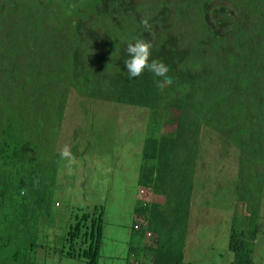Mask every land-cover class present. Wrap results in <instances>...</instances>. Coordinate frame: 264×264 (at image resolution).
I'll use <instances>...</instances> for the list:
<instances>
[{"label": "rangeland", "instance_id": "obj_1", "mask_svg": "<svg viewBox=\"0 0 264 264\" xmlns=\"http://www.w3.org/2000/svg\"><path fill=\"white\" fill-rule=\"evenodd\" d=\"M143 1L146 10L138 9L133 16L138 17L136 20H126L128 16L126 10H117L110 0H102L104 7L97 11L101 15L100 34L105 37L104 31L111 33L124 22L135 24L139 18L144 17L150 18L151 30L154 31L157 23L161 21L162 13L159 12L158 7H155L156 0ZM216 5L219 10L225 12V17L233 19L230 26L225 25L223 28L213 21V25L220 26L218 33H228L234 36L235 40L248 42V34L244 39L238 36L243 31L247 33L251 24L257 23L259 17L246 11V1L238 0L234 3L231 0H218ZM178 7L179 2L172 5L171 9ZM81 11L82 9L75 2L66 9L65 15L72 13L79 18ZM200 14L204 16L203 13ZM236 14L237 16H233ZM2 16L7 19L12 16V12L5 9ZM205 17L213 20L211 12ZM16 20L18 26L26 27L23 17H16ZM173 30L176 33V30ZM130 33L134 37L118 43L117 46H127L134 42L140 34H143V29L134 27ZM65 35L66 33L62 34ZM151 42L155 47L157 41L151 39ZM212 51L213 55L218 53L217 48H212ZM200 53L201 59L204 60L207 50L200 48ZM17 54V62L22 65L35 54L34 47L24 44V50ZM53 57V61L58 65L52 68L57 67L61 71L57 76L58 83L65 85H49V89L53 91L40 93L33 91L34 87L29 82L25 83V77L21 76L19 67V72L14 74L10 70L0 69V89H2L0 96L8 101L5 104L0 103V119L7 121L21 111L28 121L25 125L27 136L33 138L51 136L59 151L68 145L76 158V163L68 166V162L62 160L61 156L53 157L55 152L53 146L47 150L43 146L37 149L40 156L46 153L42 157L44 163L52 162L53 157L54 166H50L48 172L41 175V187L38 190L32 188L33 192L40 191L46 196L47 204L43 213L48 215L47 220L46 218L41 220L40 232L32 239L34 249L31 251L34 263L90 264L65 255L64 251L70 249V245L65 244V237L77 212H89L94 207L103 205L104 239L97 264H127L130 260L131 247L139 244L138 240L132 237V226L139 193V167L147 139L146 123L144 125L141 122V115L134 109L135 107L94 101L87 96L81 97L74 89V81L71 82L68 78L76 73H70L65 68L62 70L57 54L53 53ZM211 59L213 62V56ZM197 62L199 63L198 60ZM51 63L46 59L44 67L51 68L49 66ZM189 65L196 70L193 63L187 62L186 66ZM27 68L28 64H25L26 72H28ZM124 70L127 71L126 68ZM51 71L56 72V70ZM9 79L15 84L23 85L24 90L20 87L14 90ZM180 91L190 93V90L183 88ZM79 97L84 99L80 100ZM60 101L64 102L63 120L59 118L57 112ZM86 101L89 104L86 105ZM112 108L118 109L111 112ZM94 114L117 115V126L107 132L99 148L84 155L83 150L92 142L86 129L94 125L95 121L91 117ZM132 118L137 121L129 122ZM18 122L22 126V120ZM199 140L200 158L197 168L201 173L196 175L195 181L201 187L200 200L197 203L194 201L192 208H189L187 242L183 250L184 264H231L229 239L235 214L242 217L247 213V206L250 204L256 208L259 223L264 229V154L260 159L256 155L257 149L252 148L250 159L244 162L243 156L248 154L243 155L231 136L212 127L200 130ZM36 144L40 146L35 139L30 141L31 152L35 150ZM74 146L78 148L73 149ZM78 151L81 155L76 154ZM24 197H29V194ZM153 199L156 202H164V198L157 196ZM205 199H209L207 205L204 204ZM255 202L258 203V208L254 205ZM234 205H236L235 212L231 210ZM33 208L37 217L35 203ZM260 239L264 240L262 236ZM254 261L255 264H264V247L258 249Z\"/></svg>", "mask_w": 264, "mask_h": 264}, {"label": "clouds", "instance_id": "obj_2", "mask_svg": "<svg viewBox=\"0 0 264 264\" xmlns=\"http://www.w3.org/2000/svg\"><path fill=\"white\" fill-rule=\"evenodd\" d=\"M11 1L13 2L15 0H0V26L7 25V20L3 18L2 12L5 9L10 8ZM217 1L218 0H211L209 7L201 12L197 10L195 1L182 14H178L176 11H174V9H171V26L166 32H170L177 37L176 47L185 56H178L174 59H168L166 61H162L163 58L159 56H156L157 59H152L153 44L147 38L143 39L138 36L134 42L129 43L127 46H117L118 43L124 42L125 40H129L134 37V35L131 33L127 39L122 37L119 34V29L117 27L114 31L113 39V50L117 61L111 62L105 58L103 62H100L95 55L96 47L98 45H102L106 50L107 39L111 34L110 32L106 31H104L105 37L100 34L99 26L101 15L99 12H97L100 10V8L93 14H90L86 17L79 16V18H76V16L72 14V17L67 19L65 16H63L61 23L58 22L60 18L59 13L55 11L53 13V25L56 27L60 23L61 26L59 31L55 33V48L51 52L52 55L47 58L42 57L36 52V48H34L35 54L31 55L33 59L30 58L29 60L25 61L20 74L21 76L23 75L25 77V83L29 82L32 84L34 87L33 91H39L38 93L41 91H53L49 89V85L51 84L65 86L58 83L59 80L57 76L61 71H59L57 67L52 68V66L58 65L55 61H53V53H56L60 60L59 63L62 67V70L65 68L68 69L70 73H76V75L73 77L68 78H70L71 82L74 81V89L80 93L81 97L87 96L94 101L99 100L111 104L116 103L119 106H124L123 103L115 102L110 98L115 93L117 83L114 73L110 71L111 68L116 65H122L124 69H127L126 74L127 79L129 80L139 78L145 73L150 72L154 79V91L151 92L155 97L154 103L158 104L157 111L141 103L131 106L133 108L135 107L134 109L140 113L142 118L141 122L144 125L146 123L147 138L149 136L150 120L152 119L154 121L152 137H158L161 135L170 136L173 134V132L182 130L187 134L188 146L195 149L197 145L199 150L200 135L197 139V136L195 135V127L200 122L201 113H199V110L195 107L184 106L182 108V104L179 106V103L184 97L193 98L195 100L201 97H209L210 93L212 92L209 91V87H225L228 85V87L225 88L227 95L224 96V99L226 103L235 104L236 110H234V112L237 113L231 118V111L226 109L228 120L224 123V125H222V128L216 130L227 134V136H231L233 139L234 135L237 134V122H241V124H238L241 127L239 132L243 128V130L247 132L246 126L248 125L260 126L258 130L256 129L250 131L248 136L246 133L245 139L248 146L251 147L248 148V155L243 156V161L245 162V160L250 159V154L253 153L252 148H256L258 145H260L262 148H256V155H258L261 159L262 155L264 154V17L258 16L259 20L257 23L251 24L247 33L243 31L242 34L238 36L244 39L247 38L248 34V42H245L244 40H235L233 39L235 37L229 35L228 33H218L220 26L221 28H223L225 25L230 26L233 22V19L225 17V12L218 9L219 7L216 5ZM231 1L235 3L238 0ZM242 1H246L245 9L247 12L250 11L255 16L262 13L264 14V0ZM210 12L212 13L213 20L205 17V15L209 14ZM200 13H203L204 16H201ZM233 16H237V14ZM90 18H94L91 23L89 21L85 22L90 24L92 29L91 31L85 33H77L74 29L68 28L65 24L66 20L76 22L78 20H89ZM221 18H225L226 22L224 26L217 23V19ZM23 19L26 27L18 26L19 31L17 34L24 35L26 33H30V29L27 27V23L30 20L25 16ZM149 20V17H144L141 19V24L146 31L152 32L150 39L157 41L159 35L157 30L160 29L161 21L158 22L159 24L157 23L154 31H152V25L150 24ZM213 21L220 26L213 25ZM120 26L121 24L119 27ZM173 29L176 30V33H174ZM195 31H197V33ZM6 32L7 31L0 29V45H4V47L7 46L5 39ZM63 33H66V35L62 36ZM218 34L219 37H222L221 41L223 43L221 46L218 45V43L215 44V35ZM82 40H85L89 43L91 47L90 55L84 54L85 43ZM159 41V51L164 53L166 50L162 49V44L163 42L167 41L163 39H160ZM194 43L195 53L193 54V57L189 58L190 55L185 54V49L190 45L192 46ZM8 46L10 48V45ZM226 46L227 49H225ZM200 48L207 50L204 60L197 57L198 55H201ZM212 48H217L218 53L213 55ZM160 52L157 54L161 55ZM212 56L214 60L213 62L211 59ZM46 59L52 62L49 65L51 66L49 69L44 67ZM176 59H179V61H176ZM187 62L193 63L196 70L193 69L192 65L186 66ZM94 63H97L102 70L106 71V73L103 74L105 78L102 80L92 67ZM25 64H28V72H26ZM51 70H56V72H52ZM197 70L200 71L197 72ZM185 72H189L191 74V79L187 85L182 84L181 86H175L179 79H183L184 81L189 79V74ZM195 76L198 77V82L203 85V91H196L194 87H191V83ZM198 82L195 83V86L199 85ZM181 88L184 90H190V93L186 94L185 92L180 91ZM81 97H79L80 100L84 99ZM3 99V101L8 102L4 97ZM87 104H89L88 101H86V105ZM63 105L64 102L60 101L57 107V112L61 120H63L65 117V115H63ZM116 109L118 108H112L111 112L115 111ZM19 114L11 116L8 121H2L0 119V195H5L6 197L15 194H18L19 196H26V194H30L32 188H36L38 190V188L41 187V175L47 173L50 166H54L53 157L55 156H61L62 160H66L68 162V166L74 165L76 163V158L71 153L70 146L65 145L62 151H59L55 146L54 138L51 136H39L37 138L27 136L25 125L28 123V121L26 116H24L21 111ZM91 117L94 119L95 123L91 128L86 129V133L89 134L92 142L85 150H83L84 155L99 148L107 132L117 126V115L115 114H111L110 116H106V114L104 116L94 114ZM20 119L23 122L22 126L18 122ZM135 121L137 120L133 118L129 120L131 123H134ZM210 127L212 126H206L203 128V130H206ZM33 139H35L36 142H39L40 146L38 144L34 145L35 150L31 152L29 144ZM197 140L199 141V144ZM146 141L143 148L142 158ZM41 146L45 147L46 150L53 146L55 152L52 157V162L44 163L42 161V157L46 153H42V156L39 155L37 149H39ZM77 148L78 146H74L73 149ZM76 154L81 155L79 151L76 152ZM198 163L199 160L195 166V180L196 175L201 173L200 169L198 171L197 168ZM139 180L140 177L138 173L139 193L134 211L132 237L137 239L135 234H137V231L143 230L145 236L143 242L140 245L154 246L156 236L149 229V222L147 219L149 217H146L141 213L144 209L150 207L153 204H163L165 202V197L157 195L151 188L141 185ZM195 180L190 208H192L194 201L197 203L200 200L201 187ZM154 196L164 198V202L161 203L159 201H154ZM208 202L209 199H205L204 204L207 205ZM256 204L258 208V203L256 202ZM232 207L233 209L231 210L235 212L234 209L236 205ZM77 214L86 215L82 222L85 225L86 230L82 231V239L77 241L70 240L73 233L72 229L76 223L74 219V222L69 225L67 231V241L65 240V244L70 245V249L64 251V253L69 251L71 258L84 260L81 259L80 256L90 253L89 244L92 243V238L91 232L87 230H90L91 221L93 220L99 222L103 227L101 245L103 244L104 206H96L89 210V212H77ZM244 215H248V217L251 216L249 213V205L247 206V213L243 214V216ZM37 217L40 218L41 225V220H43V218H46L47 220L48 215L47 213L42 212L38 214ZM238 217L241 218L240 216ZM189 218L190 215L188 216L185 229V246L187 242ZM54 220H56V218H54ZM194 223H196V221ZM260 230L261 232L256 241V255L258 249L264 247V240L260 239V236L264 238V229L262 224L260 225ZM85 234H87V236L83 238ZM137 246L138 245L131 247L130 260L127 264H150V261L145 259V257H143L142 260L137 257ZM184 259L185 257L183 258V264L185 263ZM232 261L233 253L231 252V264Z\"/></svg>", "mask_w": 264, "mask_h": 264}, {"label": "trees", "instance_id": "obj_3", "mask_svg": "<svg viewBox=\"0 0 264 264\" xmlns=\"http://www.w3.org/2000/svg\"><path fill=\"white\" fill-rule=\"evenodd\" d=\"M59 1L62 2L58 3ZM110 1L114 4L115 9L126 10L128 14L126 20H136L138 17H133L137 13L136 11L138 9L146 10L143 0ZM194 1L197 10L201 12L209 7L211 0H156L155 7H158L159 12L162 13V17L160 29L157 30L159 34L158 40L156 46L152 48V59H157L156 56H159L163 58L162 61H166L178 56H185L176 47L177 37L166 31L171 26L172 4L174 5L179 2V7L174 9V11L182 14ZM75 2L82 9L79 15L82 17L89 16L99 8L102 9L104 7L102 0L11 1L9 11L12 12V16L6 19V26H0V29L7 31V46L0 45V69L10 70L12 74L19 72L18 67L20 71L22 70L24 64L19 65L17 62V53L24 50V44H29L36 48V52L42 57H49L55 48V33L60 29L63 16L66 18L72 17V13L65 15L66 9L74 5ZM55 11L60 15L58 20L60 23L56 27L53 25V13ZM24 16L30 20L27 23L30 33L24 35L17 34L19 28L16 23V17L20 18ZM257 16L264 17V14L262 13ZM93 19L78 20L76 22L66 20L65 24L77 33H85L92 29L90 24H87L85 21L91 23ZM141 19L139 18V21L135 24H131L130 22L121 24L118 27L119 34L127 39L130 31L134 27H137L143 29V34H140L139 37L143 39L147 38L151 41L152 32L145 30L141 24ZM225 22V18L217 19V23L222 26L225 25ZM114 31L111 32L107 39L106 50L102 45L96 47L95 55L100 62H103L105 58L111 62L117 61L113 50ZM160 39L167 41L162 44V49L166 50L164 53L159 51ZM221 40L222 37H219V34L215 35V44L218 43L221 46L223 43ZM82 41L85 43L84 54L90 55L91 47L89 43L85 40ZM8 45H10V48ZM194 49L195 43L185 49V54L190 55L189 58L193 57L195 53ZM225 49H227V46ZM156 50L161 55H158V52L155 53ZM197 57L201 59L202 55H198ZM31 58L33 59V57ZM92 67L101 80L105 78L103 74L106 71L102 70L97 63H94ZM110 71L114 73L117 80L115 93L110 97L112 100L130 106L141 103L157 111L158 104L154 103L155 97L151 92L154 91V79L150 72L145 73L139 78L129 80L122 65H116ZM185 73L189 74V79L186 81L179 79L175 86L187 85L191 79V74L189 72ZM9 82L13 84L12 88L14 90L18 87L23 89V85L19 83L15 84L11 79H9ZM197 82L198 77L195 76L191 87H194L196 91H203V85L200 82H198V86H195ZM227 87L228 85L225 87H209V91H212L209 97H201L197 100L184 97L179 103V106L182 104V108L184 106L195 107L201 113L200 122L195 127L197 139L200 135V130L202 131L206 126H212L215 129L222 128V125L228 120L226 109L231 111V118L237 113L234 112L236 110L235 104L226 103L224 99V96L227 95L225 89ZM3 100V97L0 96V103H7ZM4 106L6 107L7 105ZM238 124H241V122H237V134L234 135L232 140L242 150L244 155L247 153L248 148L251 147L248 146L245 139L246 133L248 136L250 131L258 130L260 126L248 125L246 126L247 132L243 130L244 128L239 132L241 127ZM153 129L154 121L151 119L149 136L140 165L139 182L141 185L151 188L157 195L164 196L165 202L163 204H153L141 213L149 217L147 218L149 229L156 236V241L154 246L140 245L144 240L145 233L143 230L137 231V234H135L139 242L137 257L140 260L145 257V259L150 261V264H183L185 229L193 195L195 166L199 160V148L197 145L195 149L188 146L187 134L182 130H177L170 136L161 135L152 137ZM197 142L199 144L198 140ZM256 148L262 147L258 145ZM34 203L37 206L38 214L42 213L47 204L46 196L40 191L33 192L32 190L29 197L19 196L18 194L9 197L0 195V264H13V261L15 264H35L31 251V249H34L32 239L35 235L39 234L41 225L40 218L36 217L35 209L33 208ZM254 205L257 207L256 202ZM249 213L250 217L244 215L239 218L237 214L234 216L233 230L229 239V249L233 253L232 264H255L256 241L261 230L257 210L250 204ZM74 216L76 223L72 229L73 233L70 240L77 241L82 239V231L86 230L85 225L82 223L86 215L76 213ZM29 223L31 224L30 226ZM87 231L91 232L92 238V243L89 244L90 253L81 255L80 258L84 259L87 263L97 264L102 248L103 227L99 222L93 220L91 221L90 230ZM86 236L87 234L83 238ZM65 240L67 241V237H65ZM65 255L71 257L69 251Z\"/></svg>", "mask_w": 264, "mask_h": 264}]
</instances>
